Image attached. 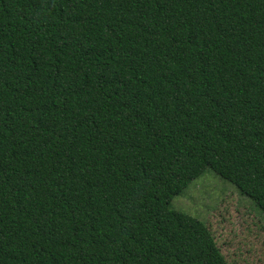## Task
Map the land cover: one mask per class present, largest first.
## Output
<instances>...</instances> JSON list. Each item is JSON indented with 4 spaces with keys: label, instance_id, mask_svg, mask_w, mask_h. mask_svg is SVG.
Instances as JSON below:
<instances>
[{
    "label": "trees",
    "instance_id": "16d2710c",
    "mask_svg": "<svg viewBox=\"0 0 264 264\" xmlns=\"http://www.w3.org/2000/svg\"><path fill=\"white\" fill-rule=\"evenodd\" d=\"M206 168L264 216V0H0V264H228Z\"/></svg>",
    "mask_w": 264,
    "mask_h": 264
},
{
    "label": "rangeland",
    "instance_id": "374dc122",
    "mask_svg": "<svg viewBox=\"0 0 264 264\" xmlns=\"http://www.w3.org/2000/svg\"><path fill=\"white\" fill-rule=\"evenodd\" d=\"M170 209L203 222L228 264H264V216L209 168L173 196Z\"/></svg>",
    "mask_w": 264,
    "mask_h": 264
}]
</instances>
